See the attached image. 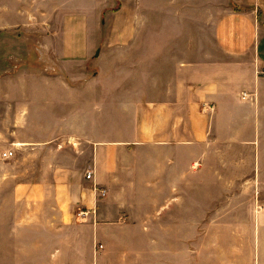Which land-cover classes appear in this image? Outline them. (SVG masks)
Wrapping results in <instances>:
<instances>
[{
  "label": "crops",
  "instance_id": "crops-1",
  "mask_svg": "<svg viewBox=\"0 0 264 264\" xmlns=\"http://www.w3.org/2000/svg\"><path fill=\"white\" fill-rule=\"evenodd\" d=\"M42 1L0 0L8 4L0 6V30L14 25L13 20L25 25L27 18H37ZM145 1L144 22L139 8L128 15L131 22L114 16V42L97 50L99 74L86 80L82 91L67 81L48 91L42 92L41 85L31 89L25 68L18 70L22 89L0 91L1 128L12 131L0 160H13L19 149L27 155L18 154L17 163L35 162L43 148L65 138L58 147L65 146L63 159L68 162L50 165L51 182L42 179L39 156L31 181H20L19 173L2 174L3 184L19 180L11 191L14 202H0V241L9 242L11 234L18 237L12 241L40 242L46 211L58 229L54 242L89 246L85 252L76 246L0 249V264H186L187 226L261 227V219L187 223L185 211L187 195L194 196L193 204L200 209L202 196H212L219 187L233 193L237 162L248 164L249 179H244L257 180L250 193L261 194L264 21L257 14L264 20V0H158L161 41L149 33L157 9L149 5L152 0ZM77 46L65 44L63 57L87 58L93 45ZM4 48L0 44L1 52ZM49 49L40 45L36 50ZM109 66L113 75L103 74ZM36 78L35 73L32 81L41 84ZM215 149L225 154L216 155ZM7 152L14 156L3 159ZM84 154L86 159L80 160ZM220 163L224 170L218 169ZM3 190L0 186V194ZM49 195L54 203L43 202ZM213 232L197 229L196 235L213 242ZM256 241L242 264H261V234L254 236ZM219 256V264H227ZM201 259L196 256L194 263L202 264Z\"/></svg>",
  "mask_w": 264,
  "mask_h": 264
},
{
  "label": "rangeland",
  "instance_id": "rangeland-1",
  "mask_svg": "<svg viewBox=\"0 0 264 264\" xmlns=\"http://www.w3.org/2000/svg\"><path fill=\"white\" fill-rule=\"evenodd\" d=\"M146 3L145 0H54L51 2L43 0L40 4L41 13L37 14V18H27L25 20V25L17 24V20H13V22H15L14 25L6 30H0V44H3L7 48V50L4 48V51H0V59L2 60L4 58V62L0 61V74L3 73V76L0 75V80L5 76L4 80L5 82L7 81V83L0 82V91L7 90L10 92H18L23 88L18 82V70L23 68L28 69V85L31 89H34V86L41 85L42 88H39L42 92L48 91L52 86H56L57 84L58 87L61 88V83L67 81L76 90L82 91L84 89L83 83L99 74L96 58L97 50L101 48L103 43L114 42L113 32L115 30L113 27L115 25V17L118 16V19L122 20L126 16V20L131 22L129 16H131L136 8H139L137 11L139 15L142 16L140 17L141 21L144 22ZM151 4H153L155 10L157 9L154 14L157 20L156 23L149 26L148 30L149 33L154 32V34L159 35L155 37H159L157 41H161L163 31L161 28V3H159L158 0H152L149 5ZM1 5L8 6V4H0V6ZM122 6H124V10L120 13ZM26 7L28 11L32 9V5L28 3ZM157 11L159 12L157 13ZM257 18L259 21H264L263 18H261V12H258ZM85 42H89V45H93L90 47V53L87 58L68 59L63 57V51L61 49L65 47V44H74V48L76 49L79 47L77 44L82 46ZM40 45L44 47L49 46L50 49L47 51H37L36 49H39ZM24 48L25 52H27L26 50H31L30 53L32 56H26L23 50ZM6 52L8 53L7 59H5L6 56H4ZM49 58H51L53 61L52 63L55 64L52 68L49 64ZM6 69H8V72H5ZM108 69H110L109 72H107ZM107 71L103 74L113 75L112 66L107 67ZM35 73L38 77L36 78L37 83L39 81L42 82L39 85L35 83V80L34 82L32 81ZM12 101L19 102V100L17 101L15 98H13ZM12 117L14 118V116ZM17 117L18 114L16 115V118ZM126 118H130V116ZM11 134L12 131L3 130L0 123V155L5 150L9 149L5 147L4 143L11 142L7 138V136ZM3 135L6 137L3 138ZM64 140L65 138H58L53 143L48 144V148H43L38 155H35V162H25L23 165L17 163V155L27 154L18 149V153L13 160L9 162L0 160V177L2 174L19 173L21 176L19 177L20 181H31L35 172L37 175V158L39 156L43 168L42 179L43 181L51 182V180H53V169L50 165L65 166L68 163L66 159H63L67 149H65V146L63 149L58 147ZM261 140V194H257V192L253 194L250 193L253 189L249 188V186L257 188V180L255 179L253 183H249V181L244 179L250 175L248 164L237 162L233 164V193H223V189L226 190V192L228 189L219 187L212 196H202V201L200 203L202 208L200 209H198L199 207L197 204H193L194 196L187 195L185 211L187 223L189 220H203L207 218L233 220L261 219V227L235 226L230 228H207L202 226L200 228H195L193 226H187L186 264H195L194 261L196 256L202 258V264L209 263L208 257L211 258L213 264H219V262L222 261V257L219 256L218 258L220 254L226 257L227 264L230 263V258H233L232 264H242V260L244 258L247 259L249 254L253 251L252 249L257 246V241L254 243L253 240L254 236L258 234H261V264H264V134H262ZM56 150L58 154L55 153ZM59 152H62V155L59 154ZM215 154L224 155L225 151L223 149H215ZM84 157L86 159L85 154L80 157V160L84 161ZM80 160L76 163H80ZM216 165L219 166V170H224L225 168V164L220 163ZM18 180V178L6 180L4 184L0 181L1 188H4V193L0 194V202H14L11 191ZM255 191H257V189H255ZM43 202L51 204L54 203L55 200L52 195H49ZM42 213V235L40 242L23 243L12 241V237L15 239H18V237L10 234L9 242L0 241V249L11 251H50L55 249L68 250L76 246L78 250L83 252L89 250L88 244L83 242L77 243L76 245L72 241L64 243L60 241H56L57 243L54 242V239L59 237L56 234L58 229L53 227V224L50 223H55V220L49 215V212L43 211ZM197 229L198 231L200 230L202 234L208 229L215 230V233L213 232V242L209 241V237H197ZM68 237L70 238L69 234ZM28 238H30V236L26 235V239ZM51 238L52 243H50ZM140 247L141 244L139 249ZM116 264L121 263L117 261Z\"/></svg>",
  "mask_w": 264,
  "mask_h": 264
},
{
  "label": "built area",
  "instance_id": "built-area-1",
  "mask_svg": "<svg viewBox=\"0 0 264 264\" xmlns=\"http://www.w3.org/2000/svg\"><path fill=\"white\" fill-rule=\"evenodd\" d=\"M263 75H264V73H263ZM13 156H14V153L13 152H7V153H4L2 157H3V159H6L7 160V159L12 158ZM87 179L88 180L91 179V174H88L87 175Z\"/></svg>",
  "mask_w": 264,
  "mask_h": 264
}]
</instances>
